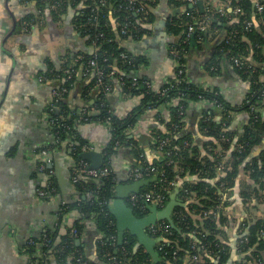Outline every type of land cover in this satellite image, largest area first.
Wrapping results in <instances>:
<instances>
[{
    "label": "trees",
    "instance_id": "trees-1",
    "mask_svg": "<svg viewBox=\"0 0 264 264\" xmlns=\"http://www.w3.org/2000/svg\"><path fill=\"white\" fill-rule=\"evenodd\" d=\"M34 1L35 11L43 13L50 6L53 12L62 13L68 6H78L82 2L74 23L80 34L87 38L86 44L92 50L84 52L79 62L87 66V61L96 55L111 92L117 82L126 94L140 96V103L121 118L113 109L111 93L107 95L96 87L93 77L91 87L95 92L92 103L83 109L62 105L67 93L54 101L57 107L48 110L50 118L55 119L50 127L53 141L44 147L51 150L66 141L65 147L71 149L73 166H80L87 163L80 156L87 148V142L78 133L77 126L85 122L105 123L110 130V138L103 150L101 167L107 166L112 170L111 157L119 147H125L129 149L132 167L143 169L154 166L156 169L144 175V178L156 179L136 193L139 201L128 200L133 214L138 218L147 215L149 209L143 206L140 199V195L147 191L164 194L168 201L171 193L176 191L182 201L174 207L171 223L167 220L154 223L155 226H167L169 233L161 227H157L155 232L147 228V233L155 239L153 255L144 246L135 249L136 237L130 233L123 234V239L118 240L116 220L109 208L115 198L114 172L99 178L80 174L74 182L72 197L66 199L67 203L61 207V214L75 210L81 218L87 214L94 215L100 232L96 245L97 259L88 258L69 230L59 237L50 230L43 232L24 245L26 252L40 254L41 264H50L52 259L57 264H183L185 261L187 264H264V148L257 155H252L253 149L262 145L264 134V67L258 65L264 60V13L256 11L252 0H209L206 15L210 23L207 28L200 29L199 21L203 19L205 9L201 11L196 6L192 7L186 0H173L177 6L183 7V11L166 24L169 34L178 36L169 49L170 58L175 63V74L168 78L171 87L164 83L159 88H153L138 75V67L145 64L146 58L133 54L120 42L130 37L136 39L145 32L141 23L148 20L149 0H135L134 3L125 0ZM57 3L59 6L53 8L52 5ZM221 4L227 5L224 14L218 11ZM236 9L239 11L235 12ZM187 11L192 12L195 18L187 16ZM28 18L34 23L35 12ZM190 21L194 27L191 32L187 29ZM247 22L251 24L247 25ZM122 27L126 29L123 34L120 33ZM221 27L226 30L225 36L207 68H218L220 62L228 63L248 84V92L241 105L249 119L239 135L230 129L229 123L237 107L231 106L216 87L205 89L190 82L184 73L177 74L179 68H185L190 50L198 48L199 42L206 41L213 29ZM233 58H238L240 65H235ZM65 68L48 70L39 75L43 78V85L48 83L58 88L61 84L69 90L74 76L72 73L66 79L63 75ZM202 101L205 104L199 122L201 133L221 144L220 151L205 155L198 153L193 146L190 133L181 130L182 113L187 104ZM148 109L156 111L157 127L149 132L154 138L153 146L160 154L152 160L145 157L141 139L128 135ZM163 111L169 112L168 121L163 117ZM217 113L220 114V121L215 119ZM158 125H162L163 129ZM161 139H168L169 144L161 146ZM242 166L255 186L242 190L239 195L244 203L250 199V206H261L262 211L261 215H246L238 220L230 245L225 237V228L231 220L223 212L229 207L228 198ZM40 189L46 192L45 197L53 194L54 180L49 179ZM209 209L214 212L205 213ZM74 227L80 234L79 220ZM234 254L237 260H233Z\"/></svg>",
    "mask_w": 264,
    "mask_h": 264
},
{
    "label": "crops",
    "instance_id": "crops-1",
    "mask_svg": "<svg viewBox=\"0 0 264 264\" xmlns=\"http://www.w3.org/2000/svg\"><path fill=\"white\" fill-rule=\"evenodd\" d=\"M35 3L34 0H0V264H41V255L29 254L24 245L48 230L58 237L67 230L71 232L78 220L81 230L80 234L77 230L74 234L76 243L83 247L88 258L96 260L100 232L94 215L87 214L81 218L75 210L61 214V202L72 197L74 189L73 162L71 149L65 147L67 142L51 150L46 175L38 168L35 156L41 145L53 141L51 123H47L44 114L50 85L40 83L39 75L48 70L70 68L74 81L62 105L83 109L92 103L95 92L91 87L93 74L79 62L84 52H90L92 47L87 46V38L80 34L74 23L82 2L78 6H68L62 13L47 8L42 12V20L36 19L32 23L28 17L35 10ZM190 6H196L201 11L203 9V4L198 2ZM181 11L183 7L177 6L173 0H149L148 20L141 23L145 32L136 39L130 37L120 41L118 38L123 46L131 45L128 49L133 54L146 58L145 64L138 67V75L153 88H159L174 75L175 63L170 58L169 49L178 36L169 34L166 24ZM225 32L222 27L213 29L206 41L199 42L198 48L190 50L186 58L185 75L190 82L202 88L216 87L231 106L237 107L229 123L230 129L239 135L249 119L241 105L247 95L248 84L228 63L220 62L218 68H207ZM258 65L264 67V60ZM110 95L113 109L121 118L140 103V96L126 94L117 82ZM203 104V101L187 104L182 113L181 130L190 133L193 146L198 153L205 155L220 151L221 144L201 133L199 122ZM155 112L154 109L145 111L138 123L128 131L129 137L141 139V148L149 160L160 155L153 146L154 138L149 132L157 127ZM163 117L168 121L169 112L163 111ZM215 119L221 120L219 113ZM158 126L163 129L162 125ZM77 131L89 146L82 153L93 151L100 155L96 162L83 159L93 168L100 167L103 164L104 147L110 138L108 127L101 123L85 122L77 126ZM263 148L264 134L262 145L253 149L252 155H257ZM110 163L116 178L115 185L126 187L134 181L129 149L119 147ZM243 169L242 166L228 198L229 207L223 212L231 220L225 228V237L230 245L238 220L246 215H261L262 211L260 205L253 208L250 206L252 200L248 199L244 203L239 195L242 190L255 186ZM49 179L54 180V193L51 198L37 199V189ZM170 199L182 201L176 191L171 193ZM149 213L150 210L147 215ZM147 228H144L146 233ZM125 233L130 232L125 229ZM139 246L144 245L139 243L136 248ZM232 258L237 260L238 257L234 254ZM50 264L57 263L52 259ZM183 264H187V261Z\"/></svg>",
    "mask_w": 264,
    "mask_h": 264
},
{
    "label": "built area",
    "instance_id": "built-area-1",
    "mask_svg": "<svg viewBox=\"0 0 264 264\" xmlns=\"http://www.w3.org/2000/svg\"><path fill=\"white\" fill-rule=\"evenodd\" d=\"M125 1H128V2H131V3H134L135 0H125ZM187 2H189L190 4H195L197 2H200L203 4V8L205 9V14H204V17L201 21H199V27L200 29H205L208 27L209 23H210V19L209 17L206 15V11H208V6L209 5V0H186ZM253 1V5L256 9L257 12L259 13H264V4L262 3V1L264 0H252ZM57 6H59V4H55V5H52L53 8H56ZM227 5L225 4H221L220 7L218 8V11L221 13V14H224L225 13V8H226ZM138 9H136V11H138ZM239 11L238 9L235 10V12ZM186 15L189 16L191 19H194V15L192 12L190 11H187L186 12ZM196 21V20H195ZM251 23L250 22H247V25H250ZM187 29L189 32L193 31L194 27H193V23L192 21H190L188 24H187ZM126 29L125 27H122L121 28V32L122 33H125ZM96 50H98V47L96 48ZM121 56L123 57H126L125 54H121ZM233 62L235 65H240V60L238 58H233ZM85 68L91 72L93 74V77L96 79L95 82V86L96 87H99L101 89V91H103L105 94L109 95L111 93V86L105 82L104 80V73H103V70L98 66V63H97V56L96 55H93L88 61H87V66H85ZM185 74V68H179L178 71H177V74ZM65 76H66V79L67 78H70L71 77V70L69 68H66L65 69ZM174 74H175V70H174ZM38 81L40 83L43 82V78H41L40 76H38ZM177 82H180L179 79L176 80ZM149 86L150 83L147 82ZM165 83H168L169 84V87L172 86V83L171 82H168V80L165 81ZM152 87V86H151ZM68 91V88L66 86H59L58 88L57 87H50L49 88V100L47 101L46 103V106H45V119L47 121V123H54V118H50V115L48 113V110H52L53 108H56V106H54V101H57L58 99H60L64 94H66ZM162 94H164V90L162 91ZM204 102V101H203ZM205 103V102H204ZM104 125H106L108 127L107 124L104 123ZM109 130V128H108ZM109 133H110V130H109ZM169 144V140L168 139H161L160 140V145H167ZM89 148V146H87V149ZM86 149V147H85ZM83 149V150H85ZM52 150V149H51ZM51 150H48L47 148L45 147H42L40 149L37 150V152L35 153V156H36V159L37 161L40 163V166L44 167V165L46 163H49L50 162V159H49V155H50V152ZM156 169L154 166H147L143 169H139L138 167H134L132 169V173H133V176L135 179H138V178H143L144 175H149L151 172H154ZM111 169L107 166H103V167H100L98 169L96 168H91L89 167V165L87 163H83L81 164L80 166H77V167H73V170H72V181L75 182L77 179H78V175L80 174H85V175H88L92 178H99L101 176H105V175H108L109 173H111ZM46 194V192L44 190H41V189H38L37 192H36V198L39 199V198H43V196ZM51 198V197H50ZM140 199H141V202L143 203V206L146 205L147 207L149 205H152V204H155L157 205L158 207H163L167 202V196L164 195V194H161V193H156L154 191H147L143 194L140 195ZM129 200H131V202H134V201H139V196L138 195H131ZM62 204H64V202H62ZM219 207H217L218 209ZM214 210L213 209H209L207 212V214L209 213H213ZM156 225V224H155ZM154 224H151L149 225L148 227L150 228L151 231L155 232L156 228L157 227H161L162 229H164L165 232H168L169 233V230H168V227L167 226H162V225H157L155 226ZM71 233L73 234H76V229L75 228H72L71 229ZM206 249V248H204Z\"/></svg>",
    "mask_w": 264,
    "mask_h": 264
},
{
    "label": "water",
    "instance_id": "water-1",
    "mask_svg": "<svg viewBox=\"0 0 264 264\" xmlns=\"http://www.w3.org/2000/svg\"><path fill=\"white\" fill-rule=\"evenodd\" d=\"M200 4V2H198ZM132 44V43H131ZM131 47V45H129ZM127 45V48H129ZM84 159H90L96 162L100 155L93 151L81 153L80 155ZM95 166V165H93ZM156 177L149 179H138L133 181L126 187L119 185L115 186V198L112 200V204L109 205L111 212L116 220V227L118 231V240L123 238L124 230L127 229L130 234L134 235L138 241V244H143L146 249L154 255L153 244L155 239H150L145 231V227L154 224L160 220H167L172 222L171 214L175 206L180 205L181 202L177 199H170L162 209H158L155 204L149 205L150 213L142 218H138L133 214L132 208L126 203V199L130 193H138L140 188L154 182ZM135 245V248L137 245Z\"/></svg>",
    "mask_w": 264,
    "mask_h": 264
},
{
    "label": "flooded vegetation",
    "instance_id": "flooded-vegetation-1",
    "mask_svg": "<svg viewBox=\"0 0 264 264\" xmlns=\"http://www.w3.org/2000/svg\"><path fill=\"white\" fill-rule=\"evenodd\" d=\"M50 7H51V6H50ZM33 11L35 12V17H36V19H38V20H42V18H43V17H42V15H43L42 12H40V10H36V11L33 10ZM63 75H65L64 72H63ZM59 86H61V84H60ZM59 86H58V87H59ZM50 87H54V85L51 86V84H50ZM50 87H49V88H50ZM67 92H68V91H67ZM63 97H64V95H63L61 98H63ZM56 107H57V106H56ZM42 147H44V145H41L38 149H40V148H42ZM38 149H37V150H38ZM36 152H37V151H36ZM38 163H39V162H38ZM47 164H48V163H46V164L44 165L43 169H42V167L40 166V163H39V165H38V168H39L40 171L43 172L44 174L48 172V171H47ZM87 164H88V163H87ZM88 165H89V164H88ZM101 166H102V165H101ZM101 166H100V167H101ZM73 167H74V166H72V170H73ZM89 167H91V166L89 165ZM100 167H98V168H100ZM91 168H93V167H91ZM98 168H96V169H98ZM133 168H134V167H132L131 169H133ZM45 175H46V174H45ZM131 176H132V178H133L134 181H135V180H138V179H149V178H144V177H143V178L135 179L133 175H131ZM48 181H49V180H47L46 183H43V185H44V184H47ZM73 183H74V182H73ZM115 186H116V185H115ZM143 187H144V186H143ZM141 188H142V187H141ZM141 188H140V189H141ZM38 189H40V187H39ZM38 189H37V190H38ZM52 191H55V189H52ZM133 194L136 195V193H130V194L128 195V197H127V199H126V203H127V204L129 203L128 200H129L130 196L133 195ZM45 195H46V194H45ZM45 195L43 196V198H50L52 194H49V195H47L46 197H45ZM62 202H64V204H62ZM62 202H61V206H62V205H65V204L67 203V201H62ZM111 202H112V201H111ZM109 205H111V204H109ZM129 206H130V205H129ZM156 206H157V205H156ZM157 207H158V206H157ZM148 209H149V208H148Z\"/></svg>",
    "mask_w": 264,
    "mask_h": 264
}]
</instances>
